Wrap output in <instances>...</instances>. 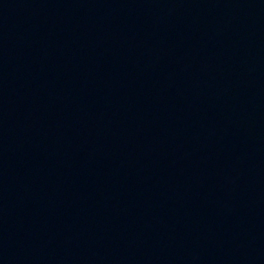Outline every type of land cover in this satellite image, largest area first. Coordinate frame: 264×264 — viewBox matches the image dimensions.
<instances>
[{
  "label": "water",
  "instance_id": "95a60500",
  "mask_svg": "<svg viewBox=\"0 0 264 264\" xmlns=\"http://www.w3.org/2000/svg\"><path fill=\"white\" fill-rule=\"evenodd\" d=\"M210 264H264V0H257L235 89Z\"/></svg>",
  "mask_w": 264,
  "mask_h": 264
}]
</instances>
